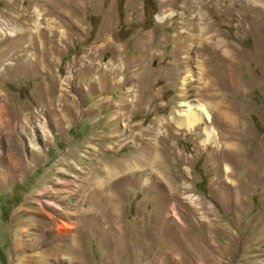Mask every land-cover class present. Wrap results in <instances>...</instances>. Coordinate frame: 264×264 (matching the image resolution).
<instances>
[{"label":"rangeland","instance_id":"rangeland-1","mask_svg":"<svg viewBox=\"0 0 264 264\" xmlns=\"http://www.w3.org/2000/svg\"><path fill=\"white\" fill-rule=\"evenodd\" d=\"M262 8L0 0V264H264ZM185 99L229 114L215 143L172 124ZM149 144L165 170L121 166Z\"/></svg>","mask_w":264,"mask_h":264},{"label":"bare ground","instance_id":"bare-ground-1","mask_svg":"<svg viewBox=\"0 0 264 264\" xmlns=\"http://www.w3.org/2000/svg\"><path fill=\"white\" fill-rule=\"evenodd\" d=\"M70 1V0H69ZM75 5V4H74ZM76 5L77 6H79L80 7V3L78 2V1H76ZM255 9V8H254ZM257 9V8H256ZM256 11V10H255ZM259 11V10H258ZM257 12V11H256ZM262 13L264 12V8H262V11H261ZM255 15V14H254ZM253 17V16H252ZM164 19V16H162V17H160V20H163ZM259 19V18H258ZM258 22V21H257ZM241 24V23H240ZM244 24V23H243ZM249 26V25H248ZM263 28V27H262ZM190 30H192V29H190V28H187V31H190ZM196 30V29H195ZM261 30V29H260ZM263 30V29H262ZM251 31L253 32L252 34H254L255 36H256V40L257 41H255L256 43L258 42V43H260L261 42V46H259V48L261 49V51H262V53H263V55H264V33H260V31H259V26L257 27V26H255V25H253V27H251ZM185 34H186V32H185ZM188 34V33H187ZM189 35V34H188ZM191 36V35H190ZM186 37H188V36H186ZM185 38V37H184ZM97 39V38H96ZM106 39V38H105ZM40 40V39H39ZM98 40V39H97ZM96 40V41H97ZM112 40V39H111ZM40 42V46H38L40 49H39V51H37V55H39V56H41V57H45V56H47V55H50V54H54L55 52L54 51H58V44H57V42H55V41H53V40H51L50 41V45L51 46H53V47H48V43L46 42V41H44V40H40L39 41ZM59 43L61 42V41H58ZM39 44V43H38ZM105 44V43H104ZM202 44V43H201ZM208 44V43H207ZM113 45V44H112ZM115 45V44H114ZM259 45V44H258ZM30 46V45H29ZM34 47H35V45H34ZM107 47H108V45H107ZM113 46H111L110 48H112ZM115 47V46H114ZM258 47V46H257ZM37 49V45H36V47H35V50ZM184 48L182 47L180 50H183ZM190 49V48H189ZM206 50V49H205ZM105 51V50H104ZM106 51H107V49H106ZM117 51V50H116ZM187 51V50H186ZM189 51V50H188ZM198 51H201V52H204V47H202L200 50H198ZM119 53V52H118ZM206 53V52H205ZM190 54V53H189ZM188 55V54H187ZM114 56V55H113ZM202 56V55H201ZM188 57V56H187ZM190 59H191V57H190ZM188 60V59H187ZM186 60V61H187ZM225 61H226V59H225ZM186 63V62H185ZM115 64V63H114ZM114 64H108V65H106L105 66V70L109 73H112V74H117V73H120L121 72V70H122V67L120 66V65H114ZM229 64V63H228ZM95 65V67L97 66V65H99L100 66V64H90V66H94ZM234 66V65H233ZM232 66V67H233ZM188 67V66H187ZM97 68V67H96ZM229 68V67H228ZM98 69V68H97ZM93 70V69H92ZM103 70H104V68H103ZM118 71V72H117ZM101 72V70H99L98 71V73H100ZM102 74V73H101ZM104 77V76H103ZM114 80V79H113ZM56 84V83H55ZM111 84V83H110ZM116 86V85H115ZM46 91H47V93H49V94H54L55 92H57V85H55L54 87L53 86H50V88L48 89V88H46L45 89ZM129 90V89H128ZM64 94V93H63ZM57 101H59V108H60V110H61V114L62 113H64V111L65 110H69L70 108H69V105H70V103H68L67 102V100H66V98L64 97V96H59V99L57 100ZM63 103L62 105V107H61V104L60 103ZM138 103V102H137ZM195 103V102H194ZM180 105L182 106V107H184V110L183 111H181V112H178L179 114H175L174 116H171V121H172V124H174L175 126H176V128L179 130V131H182V130H184V131H187V132H191V131H194V132H196V131H201V134H203L205 137H206V139H205V143H211V144H213V143H215L217 140H218V138H219V132H218V129L219 128H209L208 126H207V123H210V124H215L214 123V120L217 122V118L218 119H223V118H225V117H227V116H229V114H227V113H225V112H220L219 110L217 111V113H213V114H211V112H209V110L207 109V108H205L204 107V105H202V104H192L191 103V101L190 102H188L186 99L185 100H182L181 101V103H180ZM211 108V107H210ZM213 112V111H212ZM223 121V120H222ZM169 128V127H168ZM231 129H232V126H231ZM168 136V135H167ZM98 149V148H97ZM100 149V148H99ZM160 148L158 147V146H156V145H151V144H149L148 146H146V148L144 149V156H143V154H140V156H138V157H135V156H133L132 158H130V159H128V160H125L124 162H122V167L123 168H129V167H132V166H134V169L133 170H130V171H128V172H135V170H137L138 171V169H141V167H138V165H140V163L139 162H145V163H153L154 165L155 164H157L158 166H159V168H163L164 169V166H163V164L162 163H160L159 162V150ZM101 150V149H100ZM112 151V150H111ZM110 152V151H109ZM102 153V152H101ZM146 153H148L149 154V157L147 158V157H145V154ZM222 153H225V151L224 152H221V154ZM227 153V152H226ZM104 154V153H103ZM113 154V153H112ZM99 155H100V153H99ZM105 155V154H104ZM225 155V154H224ZM223 155V156H224ZM105 157V156H104ZM113 157V156H112ZM150 157L152 158V159H150ZM102 158V157H101ZM104 159V158H103ZM101 160V159H100ZM140 160V161H139ZM116 161V160H115ZM119 161V160H118ZM101 162V161H100ZM121 162V161H120ZM158 162L160 163V164H158ZM104 163V162H103ZM100 164V163H99ZM105 164V163H104ZM111 164V163H110ZM116 164V163H115ZM119 164V163H118ZM98 166V165H97ZM102 166V165H101ZM149 166V164L146 166V167H148ZM157 166V167H158ZM111 167V166H110ZM120 167V166H119ZM135 167H138V168H135ZM146 167H144V168H146ZM94 168H95V166H94ZM114 168V167H113ZM113 168H110L111 170H113ZM133 168V167H132ZM98 169V168H97ZM116 169V168H115ZM103 170V169H102ZM122 170V169H121ZM127 170V169H126ZM165 170V169H164ZM98 171V170H97ZM100 172V171H99ZM107 172V171H106ZM138 173H139V171H138ZM94 174V173H93ZM102 174V173H101ZM114 174V171H112V172H110V173H108V174H106V176H104V179L102 180V182H103V184L104 183H106L108 186H109V177H112V175ZM125 174H127V172L125 173ZM116 175V174H115ZM122 175H124V174H122ZM121 174L120 175H117L116 177H114L113 179H115V178H117V177H119V176H122ZM132 175H134V174H132ZM137 175V174H136ZM98 176H99V174H98ZM101 176V175H100ZM127 176H129V174L127 175ZM140 176L141 175H137L136 177H135V179L137 180V181H139V178H140ZM172 176V175H171ZM96 177V176H95ZM103 177V176H102ZM101 177V178H102ZM124 177V176H123ZM126 177V176H125ZM142 178V177H141ZM164 178H165V180L167 181V183L169 184H173L174 182H173V180L168 176V175H166V174H164ZM183 178V177H182ZM113 179L111 178V180L110 181H113ZM120 179V178H119ZM121 179H122V177H121ZM127 179H128V177H127ZM116 180V179H115ZM117 182V181H116ZM115 182V183H116ZM121 182V181H120ZM119 182V183H120ZM124 182V181H123ZM140 182V181H139ZM113 183V182H112ZM96 184V183H95ZM81 185V184H80ZM111 185V184H110ZM117 185H119V184H117ZM82 186V185H81ZM100 186V185H99ZM83 187V186H82ZM118 187V186H117ZM120 187V186H119ZM85 188V187H84ZM83 188V189H84ZM91 189V188H90ZM104 189H105V186H104ZM116 189V185H114V183H113V186H111V187H108V192L111 194V193H113V192H115L114 190ZM80 190V189H79ZM82 190V189H81ZM107 191V190H106ZM83 192H85V190L83 191ZM90 192H92V191H90ZM103 192V191H102ZM107 193V192H106ZM85 196V195H84ZM85 198V197H84ZM113 204V203H112Z\"/></svg>","mask_w":264,"mask_h":264}]
</instances>
